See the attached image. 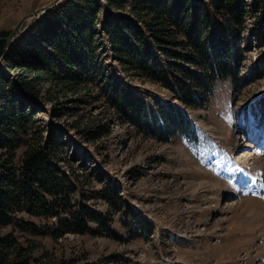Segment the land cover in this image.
Masks as SVG:
<instances>
[{
	"label": "trees",
	"instance_id": "obj_1",
	"mask_svg": "<svg viewBox=\"0 0 264 264\" xmlns=\"http://www.w3.org/2000/svg\"><path fill=\"white\" fill-rule=\"evenodd\" d=\"M246 18L254 19L246 43L264 46V0H63L45 12L0 61V230H7L0 231V264L37 262L24 235L123 242L152 233L154 224L124 203L108 177L97 195L120 212L127 236L116 231L87 204L85 183L63 155L67 129L92 144L109 132V117L82 124L74 111L66 114L75 119L44 127L37 114L49 102L50 115L60 117V100L76 96L77 107L101 102L143 136L196 140L188 108L205 107L221 81L239 88L262 77L255 65L239 75Z\"/></svg>",
	"mask_w": 264,
	"mask_h": 264
},
{
	"label": "rangeland",
	"instance_id": "obj_2",
	"mask_svg": "<svg viewBox=\"0 0 264 264\" xmlns=\"http://www.w3.org/2000/svg\"><path fill=\"white\" fill-rule=\"evenodd\" d=\"M52 1L0 0V31L14 29ZM253 21L246 18L241 47L248 51L239 75L255 65L262 77L239 88L221 81L205 107L188 108L196 140L178 136L163 142L143 136L101 102L77 107L76 96L62 98L66 108L56 118L48 112L49 102H43L37 119L44 127L75 119L66 114L74 111L82 124L109 117V132L92 144L67 129L63 155L85 183L80 188L90 198L87 204L106 213L116 231L127 236L120 212L97 195L108 177L120 186L124 203L149 219L154 231L123 242L106 236L24 235L37 247L35 264H264V46L246 43ZM141 86L167 99L162 90Z\"/></svg>",
	"mask_w": 264,
	"mask_h": 264
},
{
	"label": "water",
	"instance_id": "obj_3",
	"mask_svg": "<svg viewBox=\"0 0 264 264\" xmlns=\"http://www.w3.org/2000/svg\"><path fill=\"white\" fill-rule=\"evenodd\" d=\"M62 0H53L49 4L42 6L27 16L16 25L12 30H1L0 31V61L4 53L16 42L22 39L35 25L39 18L52 7L60 4Z\"/></svg>",
	"mask_w": 264,
	"mask_h": 264
}]
</instances>
